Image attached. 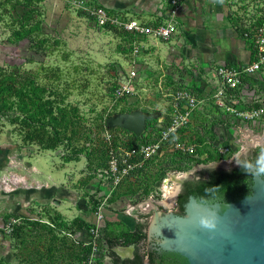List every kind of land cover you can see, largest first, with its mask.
<instances>
[{
    "label": "rangeland",
    "instance_id": "1",
    "mask_svg": "<svg viewBox=\"0 0 264 264\" xmlns=\"http://www.w3.org/2000/svg\"><path fill=\"white\" fill-rule=\"evenodd\" d=\"M79 1L30 0L24 25H31L36 29L31 34L44 40L39 46L10 33L26 8L0 5V65L31 69L42 84L46 80L40 68L57 69L59 87H66L62 103L75 108L73 123L65 130L72 131L70 140L51 148L22 139L25 128L17 110L13 123L0 115V264H82V255H87V264H111L103 238L99 244L92 241L87 253L76 242L91 239L88 234L100 236L97 227L103 224L114 233L140 229L145 234L139 241L144 253L153 211L175 208L173 184L201 166L233 163L264 133V115L223 117L214 107L197 105L184 137L177 141L192 146V152L182 153L159 141L158 120H163L161 111L170 109V97L161 98L155 85L143 90L136 81V94L114 99L113 89L129 70L123 39L97 28ZM221 4L224 9L226 4ZM224 18L238 37L230 19L225 14ZM181 29L182 25L179 33ZM236 37L216 41L234 49ZM136 70L139 73V67ZM256 93H264V85ZM47 98H52L48 88L40 93V101ZM134 110L143 114L147 126L140 135L107 124L109 117ZM207 154L215 157L206 158ZM193 155L200 159L193 161ZM110 249L118 259L124 258Z\"/></svg>",
    "mask_w": 264,
    "mask_h": 264
},
{
    "label": "water",
    "instance_id": "2",
    "mask_svg": "<svg viewBox=\"0 0 264 264\" xmlns=\"http://www.w3.org/2000/svg\"><path fill=\"white\" fill-rule=\"evenodd\" d=\"M144 116L134 110L107 119L140 135ZM264 133L235 162L187 172L173 184L181 205L154 210L146 232V258L138 235L108 245L131 264H264ZM208 219L215 228L206 229Z\"/></svg>",
    "mask_w": 264,
    "mask_h": 264
},
{
    "label": "built area",
    "instance_id": "3",
    "mask_svg": "<svg viewBox=\"0 0 264 264\" xmlns=\"http://www.w3.org/2000/svg\"><path fill=\"white\" fill-rule=\"evenodd\" d=\"M223 1L226 4L225 17L230 19L241 39L247 41L249 59L243 63L226 62L209 67L202 73L206 89L197 88L179 76L168 87L160 83L157 86L161 98L170 97V109L161 111L165 123L160 126L157 138L164 144L183 150L182 153L184 150L192 152V146H182L177 141L184 137L197 105L200 108L214 107L217 115L223 117L242 119L264 115V102L261 101L264 93H256L257 87L264 85V0ZM81 2L78 4L86 17L97 28L119 34L123 39L129 70L125 72L121 84L113 89L114 99L136 94L133 85L138 81V56L149 47L170 40L177 33V14L183 0H158L155 15L148 21L126 12L110 10L99 3L84 5ZM250 86L253 88L249 89ZM141 88L146 89L144 86ZM159 120L161 122V118ZM145 154L149 155L147 149ZM115 163L113 160L112 166Z\"/></svg>",
    "mask_w": 264,
    "mask_h": 264
},
{
    "label": "crops",
    "instance_id": "4",
    "mask_svg": "<svg viewBox=\"0 0 264 264\" xmlns=\"http://www.w3.org/2000/svg\"><path fill=\"white\" fill-rule=\"evenodd\" d=\"M95 1L110 10L126 12L142 21L152 20L158 4V0ZM222 6L220 0H183L177 14L179 27L182 25L181 32L178 27L170 40L157 43L138 56L139 85H155L157 91L159 83L168 87L179 76L197 88L206 89L202 73L209 67L219 63L247 61L249 49L227 25ZM226 29L229 31L225 35ZM232 36L239 40L234 49L216 41L217 38ZM186 66L188 69H185ZM183 68V72H179Z\"/></svg>",
    "mask_w": 264,
    "mask_h": 264
},
{
    "label": "trees",
    "instance_id": "5",
    "mask_svg": "<svg viewBox=\"0 0 264 264\" xmlns=\"http://www.w3.org/2000/svg\"><path fill=\"white\" fill-rule=\"evenodd\" d=\"M8 4V8H14L16 5L26 8L21 13L19 19L20 24L17 29H11L10 33L15 34L16 39L26 38L30 43H36L38 46L44 42L43 39L38 40L37 33L31 34L33 29L31 25L25 27L24 22L29 18L30 9L28 6L30 0H2L0 5ZM7 9L2 8V11ZM17 21V20H16ZM13 22V21H11ZM19 22V20H18ZM18 32H22L18 34ZM249 49V48H248ZM42 77L46 83H37L36 77L38 73L31 69L18 70L17 67H4L0 65V115L10 123L16 120V110L20 113V123L24 127L22 139L24 141H35L43 144V148H51L57 143L67 142L70 140L72 131L70 129L65 132L67 124L73 123L75 108L69 104H63L62 91L66 90L65 85L59 87V73L55 68L41 67ZM48 88V92L52 94V98L40 101V93ZM147 126L145 125V128ZM62 131V136L60 135ZM134 136V135H133ZM209 158L214 155L207 154ZM71 157H68L70 159ZM200 157L193 155L192 160L198 161ZM177 204L181 205L177 198ZM91 226L93 222L89 223ZM101 233L100 236L88 234L91 239L87 241L76 240L83 247V251L87 253L92 241H97L103 238L106 245V254L109 255L111 264H131L128 258L118 259L108 245V237L112 242L123 240L126 238L138 235L139 241L144 238V233L135 228L133 230H121L117 233L109 231L103 225L97 227ZM146 255V251L142 253L141 260ZM82 264H87V255H82ZM101 261H96L95 264H100Z\"/></svg>",
    "mask_w": 264,
    "mask_h": 264
},
{
    "label": "clouds",
    "instance_id": "6",
    "mask_svg": "<svg viewBox=\"0 0 264 264\" xmlns=\"http://www.w3.org/2000/svg\"><path fill=\"white\" fill-rule=\"evenodd\" d=\"M260 171L262 173H264V167H261ZM200 224H201L202 227H204L206 229H213V228H215V224L213 222H211L210 220H208V219H202L200 221Z\"/></svg>",
    "mask_w": 264,
    "mask_h": 264
},
{
    "label": "flooded vegetation",
    "instance_id": "7",
    "mask_svg": "<svg viewBox=\"0 0 264 264\" xmlns=\"http://www.w3.org/2000/svg\"><path fill=\"white\" fill-rule=\"evenodd\" d=\"M163 118V117H162ZM159 122H160V120H158ZM163 122L165 123V118H163V120L161 121V125L160 126H162L163 125ZM145 124H146V122L144 123V127H145ZM130 132V131H129ZM131 134H133L132 132H130ZM134 135V134H133ZM135 136V135H134ZM248 148H246L244 151H241L240 153H239V155L236 157V159L242 154V153H244L246 150H247ZM235 159V160H236ZM235 162V161H234ZM201 167H203V166H201ZM200 168V167H199ZM174 203H175V208L172 210V212H174L175 211V209L178 207V206H180V205H178L177 204V196H176V194L174 195ZM157 210H158V208H156ZM146 258V255L144 256V258L143 259H145Z\"/></svg>",
    "mask_w": 264,
    "mask_h": 264
}]
</instances>
